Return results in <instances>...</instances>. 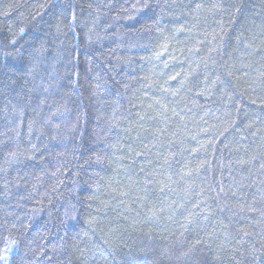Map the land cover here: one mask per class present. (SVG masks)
I'll use <instances>...</instances> for the list:
<instances>
[{
    "label": "trees",
    "instance_id": "trees-1",
    "mask_svg": "<svg viewBox=\"0 0 264 264\" xmlns=\"http://www.w3.org/2000/svg\"><path fill=\"white\" fill-rule=\"evenodd\" d=\"M0 264H264V0H0Z\"/></svg>",
    "mask_w": 264,
    "mask_h": 264
}]
</instances>
